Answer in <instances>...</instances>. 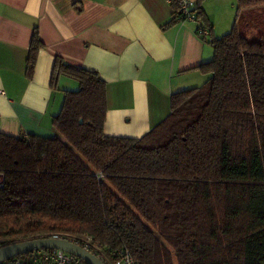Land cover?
I'll return each instance as SVG.
<instances>
[{
    "label": "trees",
    "instance_id": "1",
    "mask_svg": "<svg viewBox=\"0 0 264 264\" xmlns=\"http://www.w3.org/2000/svg\"><path fill=\"white\" fill-rule=\"evenodd\" d=\"M236 3L248 20L264 6ZM241 28L212 39V59L193 68L205 83L173 93L140 138L106 136V83L56 57L50 88L78 87L62 91L55 135L0 133V239L58 235L140 264H264V32ZM43 47L35 28L28 79Z\"/></svg>",
    "mask_w": 264,
    "mask_h": 264
},
{
    "label": "crops",
    "instance_id": "2",
    "mask_svg": "<svg viewBox=\"0 0 264 264\" xmlns=\"http://www.w3.org/2000/svg\"><path fill=\"white\" fill-rule=\"evenodd\" d=\"M193 1L211 39L218 34V19L233 25L235 0ZM173 13L166 0H0V133L55 135L51 120L60 110L62 91L78 87L60 77L58 91L50 88L59 57L106 83V136L145 135L169 114L173 93L205 83L207 76L193 68L213 57L210 43L196 35L197 24L163 28ZM35 28L44 47L28 79Z\"/></svg>",
    "mask_w": 264,
    "mask_h": 264
},
{
    "label": "built area",
    "instance_id": "3",
    "mask_svg": "<svg viewBox=\"0 0 264 264\" xmlns=\"http://www.w3.org/2000/svg\"><path fill=\"white\" fill-rule=\"evenodd\" d=\"M166 2L174 8L175 21L179 25L185 23H195L196 35L210 43L212 41L210 36V30L207 26L199 22L195 2L193 0H166ZM50 239L64 240L73 243L85 251L93 254L103 264H140L138 263L128 250L124 248L111 249L108 251H100L97 248H93L87 241L70 240L58 235H52ZM45 239V238H43ZM11 245L5 240L0 239V249ZM0 264H85L78 257L66 253L61 250H46L37 249L26 254L12 257L6 261L0 262Z\"/></svg>",
    "mask_w": 264,
    "mask_h": 264
},
{
    "label": "water",
    "instance_id": "4",
    "mask_svg": "<svg viewBox=\"0 0 264 264\" xmlns=\"http://www.w3.org/2000/svg\"><path fill=\"white\" fill-rule=\"evenodd\" d=\"M37 249L61 250L81 259L85 264H103L93 254L85 251L81 247L64 240L56 239H35L21 243H15L0 249V262L12 257L20 256Z\"/></svg>",
    "mask_w": 264,
    "mask_h": 264
},
{
    "label": "rangeland",
    "instance_id": "5",
    "mask_svg": "<svg viewBox=\"0 0 264 264\" xmlns=\"http://www.w3.org/2000/svg\"><path fill=\"white\" fill-rule=\"evenodd\" d=\"M231 9H232V23L231 24H234V22H236L237 26L242 27L241 28L242 32H244L245 30L249 31L246 33V37L249 39L259 38V36H261L259 33L258 36L255 37L256 36L255 33H257V31H259L261 33L264 32V11H263L264 6L257 8V9H254L252 11L253 13L251 14V16L253 19H251V20H248L246 18V15L249 12L242 11V12H239L237 14V8L235 7V5ZM246 23H248V24H247V27L245 28ZM232 26L233 25H230V27L228 25H224L221 23V20L218 19V34L216 35V38L217 39L221 38L223 35L230 32Z\"/></svg>",
    "mask_w": 264,
    "mask_h": 264
}]
</instances>
